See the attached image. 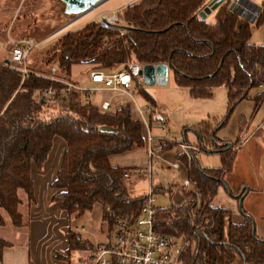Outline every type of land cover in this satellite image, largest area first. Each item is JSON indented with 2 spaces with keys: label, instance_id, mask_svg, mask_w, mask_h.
I'll list each match as a JSON object with an SVG mask.
<instances>
[{
  "label": "trees",
  "instance_id": "trees-1",
  "mask_svg": "<svg viewBox=\"0 0 264 264\" xmlns=\"http://www.w3.org/2000/svg\"><path fill=\"white\" fill-rule=\"evenodd\" d=\"M257 1L260 11L252 23L258 26L264 23V0ZM205 4V0H134L117 14L131 25L125 33L90 20L31 49L27 73L0 63V210L13 227L22 223L18 192L25 194L27 202L33 199L30 164L42 165L55 135L65 141L66 148L50 184L56 191L51 199L69 216L78 218L99 205L101 221L109 231L118 220H134L145 198L130 196L122 181L123 174H132L134 168L109 163L114 154L144 151V127L131 100L117 99V106L109 111L90 102L71 101L73 114L44 117L41 111L47 97L43 91L58 85L44 76L51 66L56 65L55 75L69 79L72 64L113 70L131 60L167 63L175 85L187 88L190 97L210 96L213 87L224 86L230 108L247 97L250 88L264 84V43L249 42L252 23L233 12L226 1L213 10L214 20L208 21L199 15ZM135 91L157 106L147 91L141 87ZM259 96L260 92L253 96L254 105ZM208 126L200 123L194 128L203 150L206 145L217 148L213 128ZM226 146L216 149L221 168H200L194 160H184L187 178L196 183L203 198L213 195L214 185L221 183L220 173L230 167L233 154ZM180 191L183 202L156 209L153 222L160 234L188 237L180 264H264V239L252 235L250 217L234 224L228 209L208 201L195 220L192 192ZM241 194L237 191L233 196L239 200ZM67 239L69 250L82 246L73 232L68 231ZM8 245L0 239V256Z\"/></svg>",
  "mask_w": 264,
  "mask_h": 264
},
{
  "label": "rangeland",
  "instance_id": "rangeland-1",
  "mask_svg": "<svg viewBox=\"0 0 264 264\" xmlns=\"http://www.w3.org/2000/svg\"><path fill=\"white\" fill-rule=\"evenodd\" d=\"M102 1L103 3L98 7L94 8L91 6L90 8H92V10L90 12L86 13V10V12H80L79 14L82 13V15L70 24L67 22H70L72 19L78 17V13H64L63 3L61 0H21L15 13H17L16 18L19 22L24 19V21L31 23L28 24L29 27L27 29L26 27H22L23 34L32 36L39 40H43L41 38L48 37V39L43 40L44 44L50 40L56 39L67 31L80 28L99 12L107 11V9L111 10V8L118 6L122 8V6L125 5V3H122L124 0ZM126 1L130 3L134 0ZM206 1L207 0H205V2ZM34 9L36 13L30 17L32 18V21H30L28 12L29 10ZM205 16L208 21L214 20V16H212L211 13H207ZM36 19H38V21H36ZM250 30L251 35L249 37V42L254 44L264 43V23L259 24L258 26L252 23L250 25ZM90 67L91 66L88 64H72L69 69L70 78L74 81L80 82V84L89 83L87 70L90 69ZM148 87H153L155 89V98L159 101L163 100L164 103H166V111L169 112L170 115L169 120L166 121L165 131L161 132L156 124H153V126L155 125L158 132H155L154 128H152V131L155 134L165 135L167 139L172 141V143L166 141L161 148V152L163 157L166 159L165 151L172 149L173 153L170 161H175V159H177L180 169L170 170L167 169L165 165L152 163L151 173L148 174L146 165L141 168L144 164L141 163L142 159L139 152L114 154V156L109 158V163L111 165H119L123 167L127 166L138 170L136 177L132 174H130L127 178L122 177V181L128 194L132 197L144 195L147 192L148 187H152L153 189L155 188L153 191V198L155 199L154 206L156 209L168 208L172 205L176 206L180 204L184 199L179 189L182 179H184V173L181 167H183L185 161L186 163L189 162L190 158L187 159L182 153L181 157L180 154H177L180 151L176 146V143L183 142L184 139L190 143H196V136L192 133L191 129L200 123H207L209 125L208 127L213 128L214 140H217L215 141L216 144H218V140L220 139L226 140L228 144H235L237 139L247 137L254 127L261 122L262 124L255 135L247 138L243 145L237 150L232 149V153L234 154L229 167L231 168V171H228L229 168L226 171L224 175L225 182L221 181V183H219L216 187L214 185L213 189H215V192L211 196L212 198L210 197V194L207 197H210V205L213 207L215 205L226 206V208L231 212L232 221L236 224H243L245 222V217L249 216L250 210L263 217L264 110L262 108L254 110L255 105L253 106L252 103L253 96L257 92H260V88H250L247 91V97L241 99L230 108L227 103L226 89L224 86L218 85L213 87L210 96L196 98L190 97L187 92V88L175 85L171 69L167 72V82L164 85L145 86L141 84V89H144V91H147L146 89H148ZM131 91L136 97L135 100L137 106L140 109H144L145 105H147L145 101L140 98L134 88H132ZM108 93L110 92L106 91V94L103 95L104 93L102 91L97 92L94 97L91 98V103H97L99 98H106ZM80 94H78V97L76 98H73L72 96L55 98L53 100L47 98V101L42 106L41 115L44 117H50L51 115H57L66 111L73 114V111L69 110L70 104L72 103L71 101L74 103H84L85 101L83 97L85 98L86 96ZM181 125H183V127H180ZM206 137L207 136H205V138ZM57 141H60L63 149H65V142L58 135H55L52 138L53 149L55 150V147L56 149L58 148ZM208 146H205L203 152H193L196 157L195 165L200 168L208 169L223 167L220 153L212 152L211 150L214 149H210ZM144 152H146L145 144ZM42 167L43 165L39 168ZM52 169L53 166L48 167L45 171V175H50L52 173ZM148 184L150 186H148ZM239 187L246 188V191H249L244 200H240V202L236 203L232 197L233 194L237 192ZM160 188L164 189L161 190ZM167 191L171 192L168 193ZM18 193L19 197L22 196V198H25V195L21 191ZM39 193L42 195V189ZM207 197L203 199L206 200ZM243 211L245 213H242ZM0 214L3 219L7 220V216L3 210H0ZM67 224L69 228H71L69 229V232L76 234L81 244L86 242L85 248L79 249L88 251L89 258L92 256L93 250L97 245H103L102 241H104L106 236L104 235V232L106 234V229L101 222L99 205H94L90 211L83 213L80 217L67 221ZM252 224L254 226L253 221ZM2 229L4 234L11 231L12 233H20V237L25 235V230L12 229V227L10 225L8 226V224L4 225ZM100 229L103 230L100 231L101 233H99ZM89 246L92 251L89 249ZM80 255L82 254H80L77 249L70 251V257L73 260Z\"/></svg>",
  "mask_w": 264,
  "mask_h": 264
},
{
  "label": "built area",
  "instance_id": "built-area-1",
  "mask_svg": "<svg viewBox=\"0 0 264 264\" xmlns=\"http://www.w3.org/2000/svg\"><path fill=\"white\" fill-rule=\"evenodd\" d=\"M229 8L239 4L241 0H225ZM103 1L97 2L93 7H98ZM120 7L111 10L99 12L91 18L92 21L99 23L101 26L117 29L120 33H125L131 25L126 24L118 18ZM92 8L86 10L88 13ZM82 15L78 13V19ZM257 16V15H256ZM45 40V39H43ZM43 40H35L27 37L13 41V46L9 52L8 62H1L8 67L17 69L23 74L29 72L26 67L27 55L33 48H39L43 45ZM143 63L134 60L128 61L125 65L113 69H90L88 78L94 85L83 86L73 80L66 79L55 75L56 65L50 67V73L44 75L51 81L58 83L57 86H49L43 91L45 97H68L70 94H93L95 91H108L111 95H122L129 98L138 113L144 127V144L147 157V171L151 173V165L153 162H158L165 165L169 169H178L176 162H170L163 157L161 148L169 139L162 134H155L152 131L153 124H156L161 132L166 129V120L162 112L157 106L145 102L144 109H140L135 100V95L131 91L132 88L141 87L142 79L138 74ZM260 99L254 106V110L264 108V84L259 86ZM76 98V97H75ZM84 102H90L88 98ZM98 107L103 111L111 109L109 99H103L98 104ZM180 153L187 159L191 156V151H199V145H192L187 142H177ZM238 144H234L233 148H237ZM224 173L222 170L219 178ZM138 170H132V175L137 176ZM130 174L124 173L123 177L127 178ZM150 176V175H149ZM217 184V183H216ZM148 186H150L148 184ZM180 189L191 191L194 197V213L195 220L199 218V213L202 207L207 204L209 197L203 199L201 191L197 188L196 183L190 181L187 177L182 179ZM144 202L141 206L139 215L134 220H118L113 227L110 243L106 245H97L92 253L89 264H180L179 256L183 250L187 237L176 238L171 235H163L153 229V222L156 208L154 206L155 199L153 198V190L148 187L144 194Z\"/></svg>",
  "mask_w": 264,
  "mask_h": 264
},
{
  "label": "crops",
  "instance_id": "crops-1",
  "mask_svg": "<svg viewBox=\"0 0 264 264\" xmlns=\"http://www.w3.org/2000/svg\"><path fill=\"white\" fill-rule=\"evenodd\" d=\"M20 1L21 0H0V63L8 60L10 49L13 46L12 44L13 41L20 40V39L27 38V37L36 39L32 36L23 34V28L26 27L27 29L29 27L28 24H31V23H29L28 21H24V19L19 22V20H17L16 18L17 13L15 12H16V8L18 7ZM253 1L257 3L256 0H253ZM122 3H125L126 5L129 2L124 0ZM118 7H113V8H118ZM107 10H110V9H107ZM202 10H203V7L201 8V11ZM213 10L208 12V13H211L212 16L214 14L212 13ZM35 13H36L35 9L29 10L28 15H29L30 21H32V18L30 17L34 15ZM36 21H38V19H36ZM41 39H48V37L41 38ZM36 40H39V39H36ZM89 70L90 69H88L87 71ZM168 70H170L169 67H168ZM74 82L80 84V82H77V81H74ZM88 82L89 83H86V84L81 83L80 85H83V86L94 85V83L91 82L89 78H88ZM146 90L154 98L157 108L162 112L165 120L166 121L169 120L170 115H169V112L166 111V103H164L163 100L159 101L157 100V98H155V89L153 87H148V89ZM100 91H95L93 94H89L88 96L86 92L82 93V95L86 96L85 98H88V100L91 103V98H93L94 95ZM102 92L104 93L103 95L106 94V91L103 90ZM76 97H78V94L76 95ZM85 98L83 97V99ZM120 98L125 99L126 96L111 95L110 93H108L106 98L104 97L99 98L97 103H92V104L98 105L101 100L109 99L111 108L113 110L117 106V102H118L117 99H120ZM252 103L254 106L253 99H252ZM260 108L264 110L263 107H260ZM261 124H262L261 122L257 124L254 127V129L248 134L247 137L242 138V139H237L236 143L238 144V147L236 149L233 148L234 144H231L230 146V143L228 144L226 140H222V139L218 140L219 143L214 145V146L217 145V148L215 147L214 148L209 147V148L214 149V150H211L212 152L220 153L216 149H218L220 146L224 144H227L226 149L230 147L231 151L237 150L240 146L243 145V143L246 141L247 138L252 137L258 132ZM180 127H183V125H181ZM153 128L155 132H158V129L155 127V125L153 126ZM194 128L191 129V131L196 136L195 141L197 142L190 143L186 139H184V142H187L192 145L200 146V142H199V139L197 137V134ZM57 144H58V148L56 149L55 147V150L53 149V146L51 144L49 152L47 153L48 158L46 157L47 160L45 159V161L42 163L43 165L42 168H39L34 163L30 164L29 176L32 181L33 199L30 202H27L26 196L25 198H22V196L19 197L21 200V204L18 207V211L21 215V221H22L21 227H18V228L13 227L7 214L5 213L7 216V220L3 219V217L0 214V217L2 220V222L0 223V239L9 243V245L4 247L1 252L0 264H89L90 263L91 257L89 258L88 251L86 250H80L78 248L77 250H79V253L82 255L76 257L74 260L70 257L71 250H69L67 233L69 229L71 228H69L67 221H70L75 218L72 215L69 216L65 211L61 210L59 204L57 202L52 201L51 199L52 196L56 193V191L50 187V184L54 180L56 172L60 168L62 157H63V152L65 150L63 149V146L61 145L60 141H57ZM65 148H66V144H65ZM203 151L204 150L201 147V149L198 152H203ZM172 153H173L172 149H170L169 151H165V156H166V159H168V161H170L172 157ZM177 154H180V157L182 156L180 152ZM140 157L142 159L141 163L144 164V166H142L141 168L145 167V165L147 167L146 152L143 151ZM193 157H194L193 159L196 158L194 154H193ZM232 160H233V156H232ZM170 162L177 163V159H175V161H170ZM153 163H157L159 165V163L156 161ZM50 166H53L52 173L46 176L45 171ZM179 169H180V165L178 164V169L176 170H179ZM181 169L183 170L184 178L187 177V169L184 164H183V167H181ZM170 170H174V169H170ZM226 171H224V173L220 177L221 181L223 182H225L224 175ZM228 171L230 172L231 168H229ZM41 189H42V195L41 193H39ZM237 191H240V193H242L239 200L237 199L238 195L233 196V197L231 196L233 200L236 201V203L239 202L240 200L241 201L244 200L249 190L246 191V188L239 187ZM214 192H215V189H214ZM210 202H211V199L209 200V205H210ZM214 207H221V208L227 209L226 206H223V205H215ZM248 217H250V219L254 222L255 236L258 238L264 239V216L263 217L259 216L256 213H254V211L250 210ZM232 223L234 222L232 221ZM6 224H8V226L10 225L12 229L25 230V235L20 237L19 236L20 233L18 234L12 233L11 231L4 234L2 228ZM113 227L108 231L107 227L105 226L106 234L104 232V235L106 236L104 238V241H102L103 245L110 243ZM101 230L102 229L99 230V233H101L100 232ZM85 243L86 242H83L80 248H85ZM90 248L91 247L89 246V249Z\"/></svg>",
  "mask_w": 264,
  "mask_h": 264
},
{
  "label": "water",
  "instance_id": "water-1",
  "mask_svg": "<svg viewBox=\"0 0 264 264\" xmlns=\"http://www.w3.org/2000/svg\"><path fill=\"white\" fill-rule=\"evenodd\" d=\"M99 1L101 0H61L63 3V11L67 14L83 12ZM224 1L225 0H209L206 2L203 10L199 12V15L205 17L206 13L215 9ZM230 9L248 22H253L260 11V5L252 0H241L239 4L230 7ZM168 67L169 65L167 63L143 64L138 72L141 76L142 84L145 86L164 85L167 82ZM252 235L255 236L253 224Z\"/></svg>",
  "mask_w": 264,
  "mask_h": 264
},
{
  "label": "bare ground",
  "instance_id": "bare-ground-1",
  "mask_svg": "<svg viewBox=\"0 0 264 264\" xmlns=\"http://www.w3.org/2000/svg\"><path fill=\"white\" fill-rule=\"evenodd\" d=\"M230 146H231V144H230ZM236 149V148H235ZM193 152H198V151H195V150H193V151H191V156H190V159H189V161H191L194 157H193ZM194 161H195V159H193ZM151 190L153 189L152 187L150 188ZM188 238V237H187Z\"/></svg>",
  "mask_w": 264,
  "mask_h": 264
}]
</instances>
